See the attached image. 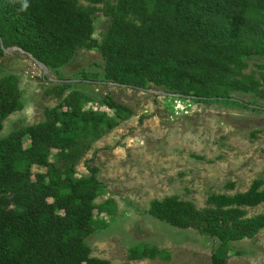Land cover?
I'll return each mask as SVG.
<instances>
[{"label": "trees", "instance_id": "trees-1", "mask_svg": "<svg viewBox=\"0 0 264 264\" xmlns=\"http://www.w3.org/2000/svg\"><path fill=\"white\" fill-rule=\"evenodd\" d=\"M88 1L86 7L81 0H0V36L7 41L14 28L36 59L66 63L80 47L94 48V16L107 0ZM117 1L121 15L109 1L104 8L115 22L100 47L109 79L142 87L147 76L201 100H226L229 88L255 91L264 80V74L244 73L248 55L264 42V0H162L176 8L173 16L149 0ZM219 31L237 33L242 48H221ZM21 96L16 75L0 79V264H111L91 257L86 242L102 220L96 211L104 210L94 203L102 183L95 169L84 179L75 167L119 120L87 112L80 101L3 137L6 119L23 109ZM210 203L213 208L199 210L173 196L155 201L149 213L217 237L222 244L212 264H226L230 241L252 238L264 227V214L242 218L243 207L264 203V191L258 182L235 196L213 195Z\"/></svg>", "mask_w": 264, "mask_h": 264}, {"label": "rangeland", "instance_id": "rangeland-1", "mask_svg": "<svg viewBox=\"0 0 264 264\" xmlns=\"http://www.w3.org/2000/svg\"><path fill=\"white\" fill-rule=\"evenodd\" d=\"M108 1L121 15L117 0L100 4L91 35L94 48L80 47L66 63H37L14 28L0 42V79L16 75L23 102V109L6 119L1 136L47 122L52 111L69 110L80 101L87 112L116 118L119 124L75 167L84 179L95 169L102 183L94 200L104 210L96 211L102 220L86 239L91 257L111 264H212L222 244L217 237L174 227L149 210L155 201L173 196L203 210L213 208V195L235 196L258 182L264 191V80L255 91L229 88L226 100H201L147 76L142 87L109 79L100 49L115 23L104 10ZM161 1L149 0L159 13L175 15L176 8ZM217 35L221 48H242L237 33ZM246 65L244 73L264 74V42ZM242 210L244 219L263 216L264 203ZM227 254L226 264H264V227L252 238L230 241Z\"/></svg>", "mask_w": 264, "mask_h": 264}, {"label": "water", "instance_id": "water-1", "mask_svg": "<svg viewBox=\"0 0 264 264\" xmlns=\"http://www.w3.org/2000/svg\"><path fill=\"white\" fill-rule=\"evenodd\" d=\"M0 42H1V44H3V39H2V37L0 36ZM37 63H40L41 61H39V60H35Z\"/></svg>", "mask_w": 264, "mask_h": 264}]
</instances>
